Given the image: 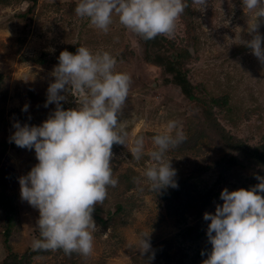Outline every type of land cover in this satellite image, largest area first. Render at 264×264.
<instances>
[{"label":"rangeland","instance_id":"1","mask_svg":"<svg viewBox=\"0 0 264 264\" xmlns=\"http://www.w3.org/2000/svg\"><path fill=\"white\" fill-rule=\"evenodd\" d=\"M78 2L0 0V73L4 78L0 91V171L14 219L7 243L0 226V264L10 254L21 257L31 252L33 241L41 238L36 224L39 211L21 199L19 184V178L27 175L38 160L34 148H20L11 137L16 122L40 126L54 112V103L44 105L47 89L55 79L51 72L62 51L76 54L80 46L93 53L108 51L117 59L115 71L130 75L129 98L120 117L129 132V148L135 137L142 135L146 151L153 150L152 137L164 132L169 121H178L188 138L199 123L180 91L160 84L161 69L144 61L139 35L121 25L115 14L105 34L88 18L76 15ZM193 8L197 43L193 41L188 47L193 57L187 65L190 80L201 84L211 99L229 97L228 107L213 110L214 118L226 131L250 148L264 146V64L241 43L252 38L248 33L252 13L244 10L242 0H208L204 11L198 5ZM260 20L259 33L264 36V18ZM183 36L178 19L174 36L165 37L180 40ZM125 51L132 54L119 61ZM40 53L45 54L43 65L25 60ZM64 94L67 100L61 103L65 110L78 107L76 97ZM26 104L29 108L24 112ZM209 139L204 138L196 148L183 152L171 149L166 154V160H171L177 170L178 187L185 184L193 198L182 215L167 209L163 194L176 188L160 193L150 190L143 173L155 162L147 155L137 161L126 146L113 145L111 164L119 183L108 189L103 205L95 206L93 216L98 230L94 233L93 253L88 257L76 254L79 259L75 264H202L212 249L207 238L210 221L204 220V213H215L216 205L223 204L220 194L225 188L235 191L253 187L252 171L247 168L234 169L220 184L219 168L201 171L231 156L228 151L216 149ZM134 177L139 178V184L133 182ZM209 192L217 195L208 200ZM144 232L151 234L152 249L142 256L137 240ZM202 251L205 254L199 256ZM153 252L155 258L150 260ZM63 253L48 251L45 256L34 257L31 264H62ZM68 258L64 264H71Z\"/></svg>","mask_w":264,"mask_h":264},{"label":"clouds","instance_id":"2","mask_svg":"<svg viewBox=\"0 0 264 264\" xmlns=\"http://www.w3.org/2000/svg\"><path fill=\"white\" fill-rule=\"evenodd\" d=\"M244 10L252 13L248 21L250 40H241L264 64V36L259 33L264 18V0H242ZM201 11L208 0H192ZM189 7L187 0H79L74 11L88 18L91 25L109 31L113 15L119 23L145 41L157 36L172 37L178 19ZM51 76L44 107L55 110L40 126L16 122L11 137L16 146L32 150L38 163L19 178L21 199L39 211L36 221L40 239L34 251L62 250L88 257L94 250L98 230L93 213L103 205L108 189L118 186L111 164L113 145L126 146L133 159L147 155L153 163L143 176L152 192L178 188L177 170L166 160L169 150L187 140L178 121H169L166 130L152 137L155 146L146 151L145 138L136 136L128 147L129 132L120 117L129 98L131 77L115 71L117 59L108 51L80 46L76 54L64 50ZM71 93L78 107L65 110L62 101ZM29 105L22 111L27 112ZM30 119V117H29ZM250 190L225 188L215 213L205 212L208 242L212 249L202 264H264V176ZM139 184V178H133ZM142 190V189H141ZM141 255L151 251V234L141 233L137 240ZM205 253L202 252L201 255ZM155 258V253L149 257Z\"/></svg>","mask_w":264,"mask_h":264},{"label":"trees","instance_id":"3","mask_svg":"<svg viewBox=\"0 0 264 264\" xmlns=\"http://www.w3.org/2000/svg\"><path fill=\"white\" fill-rule=\"evenodd\" d=\"M189 7L185 10V13L179 18L180 25L183 26L184 36L180 40L169 39L165 36H157L155 39L145 41L139 36V43L143 48L144 61L161 69L160 84L169 88H174L180 91L182 98L186 102V106L196 112L198 118V125L193 134L187 137V140L174 150L183 152L187 148H196L198 144L203 141L204 138L209 137L210 143L220 151H228L231 156L222 160V163L216 166H209L201 171L208 172L214 168H219L220 174L217 180V184H220L229 177L232 171L236 168H247L251 172V184L257 185L259 181L257 176H264V146L257 148H250L237 137L232 136L229 131L219 123L218 119L213 115L214 108H225L229 106L230 99L227 95L220 98H209L207 93L201 84H195L190 80V70L187 65L193 60L191 52L188 47L194 41L197 43L196 37V24L194 19V4L192 0H187ZM73 53V52H72ZM74 54V53H73ZM132 54V51H125L119 61H124L128 56ZM44 53L37 54L33 58H28L30 62L37 65H43L46 63ZM158 80H156L157 82ZM4 83V78L0 73V91ZM249 116V115H248ZM191 127V126H190ZM2 175L0 171V226L4 229L5 242L12 234V228L14 219L12 217V202L10 196L2 186ZM165 200L167 201V209L173 214L185 213L190 207L193 200L189 190L185 184H182L181 188L178 187L174 191L164 193ZM217 194L209 192L206 198H214ZM109 225V222L105 223ZM203 252V251H202ZM200 252L198 255L202 256ZM48 254V251H34L18 257L15 254H10L5 260L4 264H31L34 257H41ZM64 259L61 263L67 260L68 256L63 253L61 257ZM70 263L75 264L79 257L76 253L69 256Z\"/></svg>","mask_w":264,"mask_h":264}]
</instances>
